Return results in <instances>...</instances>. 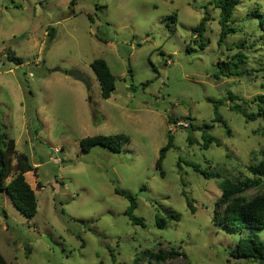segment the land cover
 <instances>
[{
    "label": "rangeland",
    "instance_id": "1",
    "mask_svg": "<svg viewBox=\"0 0 264 264\" xmlns=\"http://www.w3.org/2000/svg\"><path fill=\"white\" fill-rule=\"evenodd\" d=\"M71 1L0 0V122L16 153L37 168L24 175L36 197L31 220L0 191V257L6 264H155L143 253L174 251L160 264H258L230 255L244 235L215 226L213 216L219 184L250 178L249 167L264 160L257 101L264 100V0L240 1L229 25L236 32L221 44L212 0ZM204 16L198 38L193 30ZM239 52L245 61L237 72L216 80V64ZM96 59L115 78L107 100L90 68ZM208 98L221 102L229 135L213 122ZM235 107L260 117L246 122ZM204 125L217 141L206 150ZM168 132L173 148L161 177L155 163ZM116 134L128 137L120 152H81L80 140ZM187 162L220 177L205 179ZM115 189L136 197L144 227L123 215L128 201ZM170 214L178 221L157 228L155 216Z\"/></svg>",
    "mask_w": 264,
    "mask_h": 264
},
{
    "label": "trees",
    "instance_id": "2",
    "mask_svg": "<svg viewBox=\"0 0 264 264\" xmlns=\"http://www.w3.org/2000/svg\"><path fill=\"white\" fill-rule=\"evenodd\" d=\"M240 1L241 0H212L213 7L219 10L218 23L220 26V34L218 44H221L228 35L236 32V30L229 25L235 23L234 12L236 7L240 4ZM70 4L71 6H74L75 0H72ZM257 14V11L253 12V15ZM207 21V16L202 17L199 25L193 30L198 38L201 37ZM260 23H262V21H260ZM54 35V29H50L47 34L48 44L53 41ZM96 37L99 41L104 42L98 34ZM241 45L238 46L239 49L242 48ZM8 60L13 61L16 65L22 63L19 58H13L11 56L8 57ZM244 61L245 56L239 52L233 59H230L227 62L217 63L215 66V79L218 80L220 76L226 77L232 72H237L239 66L243 64ZM90 68L99 83L101 98L104 100L109 99L115 91V78L111 74L106 62L102 59L93 60L90 64ZM127 72L129 77L132 78L130 68H128ZM147 84L148 83L143 84L142 87H145ZM229 98L231 100L233 99L232 97ZM257 101L264 104L262 97H257ZM207 102L213 105V122L221 124L229 135L230 131L227 129L225 122L221 120L220 115L218 114V107L221 105V102L209 98L207 99ZM233 109L243 115L246 122L254 121L257 117H260L259 114L247 115L238 107ZM207 128V125H204L203 128H201L202 149L204 150L208 149L212 143H217L215 138L205 131ZM188 142L191 143L189 137ZM127 143L128 137L123 134H116L112 136L98 135L87 137L80 140L79 145L81 152L85 154L89 153L96 147L107 148L114 153H118ZM171 148H173V136L168 132L167 143L159 150L158 158L155 163V169L161 177H164L162 161L168 150ZM12 161H15L14 167L11 166ZM185 165L191 167L205 179L210 180L220 177L218 173L202 171L192 163L187 162ZM35 169L37 168H33V166L30 165L25 154L16 153L14 141L7 138L0 122V191H5L13 206L25 219L28 220H31L36 215L37 204L35 193L25 181L24 175L33 172ZM12 171H14L12 179L8 184H5V180L12 175ZM249 173L251 175L250 178L238 180L236 182L226 179L219 184L221 196L218 202L215 203L213 223L215 226L225 227L228 230L232 229L243 233L244 236L237 241L235 247L230 253L234 259L264 264V238H261L257 233L258 231L264 230V160L256 165H251L249 167ZM257 188L260 189V192L252 199L246 200L241 198V195L246 191ZM114 193L128 201V207L123 215L126 216L133 225L144 227L143 219L134 215V210L136 209V197L118 189H115ZM186 204L190 212L193 213L194 210L191 202L186 200ZM178 219L179 217L176 214H170L166 218H161L156 215L155 225L159 229H164L168 221H178ZM143 255L155 264H160L162 261L176 256V253L174 251H171L168 254H149L145 252ZM0 264H6L1 257Z\"/></svg>",
    "mask_w": 264,
    "mask_h": 264
},
{
    "label": "water",
    "instance_id": "3",
    "mask_svg": "<svg viewBox=\"0 0 264 264\" xmlns=\"http://www.w3.org/2000/svg\"><path fill=\"white\" fill-rule=\"evenodd\" d=\"M68 75L72 76V77H76V78H81L80 75L76 71H73V70L68 72ZM58 157L62 158L63 157V153L62 152L58 153Z\"/></svg>",
    "mask_w": 264,
    "mask_h": 264
}]
</instances>
